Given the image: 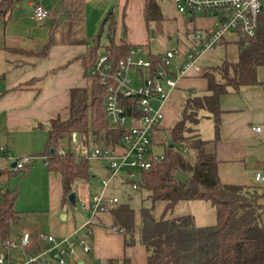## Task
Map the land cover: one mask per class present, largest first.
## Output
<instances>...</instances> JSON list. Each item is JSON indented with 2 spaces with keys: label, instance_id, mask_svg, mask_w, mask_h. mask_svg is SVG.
I'll return each mask as SVG.
<instances>
[{
  "label": "crops",
  "instance_id": "1",
  "mask_svg": "<svg viewBox=\"0 0 264 264\" xmlns=\"http://www.w3.org/2000/svg\"><path fill=\"white\" fill-rule=\"evenodd\" d=\"M157 2L162 20L148 26L145 20L147 0H84L82 19H69L62 7V0H16L15 7L0 19V147H5L13 157L43 155L51 121L57 118L67 120L72 90L87 88L91 82L90 70L85 65L86 57L94 47L108 13L112 12L116 20L115 43H126L131 49L142 48L139 54L147 56L142 58L135 52V58L151 61L166 51L179 50L180 58L169 71L172 76L178 75L179 67L186 60L193 44L195 33H206L216 25L219 18L227 15L221 10L181 15L173 0ZM35 5L42 6L48 12L45 20H35ZM155 35L166 37L162 43L166 50H162L160 43L151 40ZM104 36L106 43L102 41ZM240 42L236 33H227L221 44L203 51L194 66L179 77L177 87L170 92L163 108L164 120L155 135V150L157 146L165 144L166 137H170L169 133L181 118L187 98L207 94L204 71L225 62L235 64L239 61ZM107 43L105 31L101 44L105 47ZM101 50L98 54L105 55ZM133 72L136 73L135 78L132 76L135 84H139L142 82L140 76L147 79L151 71L141 68ZM257 77V86L243 88L221 98L223 113L218 140H215L214 120L207 112L200 113V121L195 129L202 139L210 142L206 150L219 161L220 181L225 185L257 189L262 195L259 204L264 206V183L255 181V175L264 172V66L258 69ZM253 127H261L262 132H254ZM43 162L45 165L44 159ZM10 166L7 156L0 154L1 169L9 171ZM4 179L2 174V182ZM43 179L51 197L49 222L44 227H50L51 233L48 234L58 238L72 235L76 240H85L92 251L85 254L80 248V263L100 264L109 259H128L130 264H147L146 248L141 245L126 248L123 235L110 232L108 227L111 223L106 224L102 214L98 215L90 228L85 224L77 227L70 212L65 215V219L57 218L56 211L64 203L60 177L48 172L47 178ZM87 183L92 185L91 181ZM120 185L122 183L117 179L111 191ZM161 204L162 217L158 218L153 213L156 220L191 215L198 227L216 223V211L208 222L198 224L187 202H180L174 208L176 210L183 204L184 214L177 217L173 216L174 210L164 214L166 203ZM261 222L264 227V213ZM22 230L32 232L33 252L44 248L45 245L39 240L43 232L35 237L33 230L23 228L17 229L16 234ZM79 233L83 236H79Z\"/></svg>",
  "mask_w": 264,
  "mask_h": 264
},
{
  "label": "trees",
  "instance_id": "2",
  "mask_svg": "<svg viewBox=\"0 0 264 264\" xmlns=\"http://www.w3.org/2000/svg\"><path fill=\"white\" fill-rule=\"evenodd\" d=\"M15 4L16 0H2L0 19ZM62 7L69 19L83 18L84 0H62ZM145 20L148 26L162 20L157 0H147ZM105 31L108 43L104 47L101 37ZM115 35L116 20L110 12L95 39L94 47L86 57L85 65L90 70L91 82L87 88L72 90L69 118L51 121L46 148L40 156L47 158L48 172L60 177L64 202H67L66 197L74 193L78 183L90 182L93 175L91 161L75 159L70 150L61 156L57 153L58 146L70 144L73 133H77L84 142L114 145L120 142L126 132L125 129L111 128L105 112L107 89L91 76L92 69L102 57L98 54L100 49H105V54L114 65L130 55L132 49L126 43L117 45ZM151 62L152 74L160 64L157 57ZM263 66L264 16L260 18L255 39L250 40L248 45L245 41L240 42L239 61L207 68L203 73L207 81V94L187 98L181 118L171 129L168 139L170 145L166 148L164 159L140 175L136 192L140 196L142 192L145 193L142 201L147 202V205L136 211L130 205L132 195L126 194L122 199L119 197L120 203L109 213L111 226L108 230L115 232L113 229L116 228L117 233L123 235L126 248L144 246L147 264H264V227L261 222L264 206L259 204L262 195L254 188L223 184L218 174L219 161L206 150L210 142L202 139L195 129L200 121V113L207 112L214 120L215 140H218L223 113L221 98L231 92L257 86V72ZM182 144L188 147L192 158L182 154ZM179 172L187 174L185 182L175 179ZM14 173L3 170L4 182ZM2 196L0 250L8 239L19 235L16 230L20 220L15 209L17 192L7 190ZM196 201L208 202L215 209L214 225L198 227L191 215L160 220L153 216L158 203H166L164 214H167L180 202ZM100 264H130V261L109 259Z\"/></svg>",
  "mask_w": 264,
  "mask_h": 264
},
{
  "label": "built area",
  "instance_id": "3",
  "mask_svg": "<svg viewBox=\"0 0 264 264\" xmlns=\"http://www.w3.org/2000/svg\"><path fill=\"white\" fill-rule=\"evenodd\" d=\"M181 15H195L210 11H225L226 16L219 18L216 25L206 33H195L193 44L189 49L186 60L179 67L178 75H169V71L180 58L177 49L166 51L158 55L160 66L139 85L132 77L134 69L146 68L151 71L152 62L135 58L134 51L118 65H114L103 55L91 71V76L98 79L106 87L107 96L105 112L112 129H125L126 132L119 143L114 145H96L84 142L77 133L71 135L70 144H61L57 153L65 156L70 150L75 159L96 161L107 168L108 179L100 181L102 192L94 194L88 201L82 202L79 209L89 214L88 228L95 217L109 214L120 203V198L112 194L115 181L122 185L129 184L134 191L139 189L140 175L149 171L155 163L164 159L165 153L155 150V135L159 132L164 120L163 108L170 92L177 87L179 77L196 62L198 56L205 50L214 49L222 43L229 32L236 33L240 41L247 42L255 39L260 18L264 16V0H173ZM48 12L40 5L34 7V18L43 21ZM128 102V104L124 103ZM256 133L262 132L261 127H253ZM168 137L165 144L167 147ZM182 154L192 158L193 154L187 146L180 147ZM0 154L6 155L11 164L9 171L19 173L32 166L39 157H13L5 147H0ZM47 165V158H43ZM14 164V166H12ZM2 169L0 167V183H2ZM257 183H264V172L255 175ZM5 190L0 187V195ZM113 231L117 232L116 228ZM39 240L45 245L38 252H33L32 232L24 230L3 243L0 250V264H68L78 263V247L85 254H90L91 246L83 239H75L68 235L58 238L51 234L41 233ZM84 264V263H81Z\"/></svg>",
  "mask_w": 264,
  "mask_h": 264
},
{
  "label": "rangeland",
  "instance_id": "4",
  "mask_svg": "<svg viewBox=\"0 0 264 264\" xmlns=\"http://www.w3.org/2000/svg\"><path fill=\"white\" fill-rule=\"evenodd\" d=\"M165 36L158 37L155 35L151 37V40H155L157 43H160L162 46V50H166L162 43H164L163 38ZM166 40V37H165ZM103 43H106V37L104 36L102 39ZM139 47H134L132 50L138 53V55L142 58H146L147 56L139 54ZM102 54H105L104 49L101 50ZM220 67V66H219ZM132 76H136V73L132 72ZM144 76V75H143ZM141 80L145 77L140 76ZM140 84V83H139ZM136 84V85H139ZM169 131V130H168ZM171 133V132H170ZM169 133V135H170ZM169 137V136H168ZM168 145H170V141L167 139ZM61 145V144H60ZM59 145V146H60ZM156 151L159 153H165L166 147L165 146H157ZM18 158V157H15ZM92 175L95 176L91 180L92 185L89 186L86 182H80L76 185L75 188V205H72L69 202V196L67 198V202H64L61 205V209H57L56 217L60 218L63 215H67L68 212L72 213L75 219V223L77 227H80L82 224H86L90 217L89 214L82 212L79 207L82 202L87 201L90 197L94 194L101 193L103 188L100 183V179H108L109 173L106 167H102L100 163L96 161L90 162ZM48 172L44 165L43 159L40 157L37 162L34 163V166H30L29 168L19 172L14 173L8 177V180L5 182L0 183V187L5 190L11 192H17V200L15 203V209L20 215V220L17 229L28 228L33 230L35 233V237L39 235V232H43L45 234L51 233L50 227H44L48 225L49 222V213H50V193L48 192L47 183L43 181V178H47ZM114 194L117 196L122 197L126 194H131L133 200L130 202V205L136 211L140 210L142 206H146L147 202H143L142 198H144L145 193L142 192L141 196L139 193L132 189V186L129 184L120 185L118 189L113 190ZM3 196L0 195V202L2 201ZM190 207V212H194L195 216L197 217L198 224L202 222H208L213 215H215V209L210 205L208 202H187ZM187 205V204H186ZM183 206V204H182ZM182 206H179L174 210L173 216H182L184 214ZM162 204L158 203L155 206L153 211L154 215L158 218L162 217ZM48 212V215H47ZM204 214V217L202 215ZM103 218H106V224L111 223L110 214H102ZM110 217V218H109ZM202 219V220H201ZM40 226V227H39ZM111 226V224H110ZM24 230L21 231V233ZM79 236H83L79 233ZM78 252L81 253V249L78 247ZM82 257H86L82 255ZM88 260V259H87Z\"/></svg>",
  "mask_w": 264,
  "mask_h": 264
},
{
  "label": "water",
  "instance_id": "5",
  "mask_svg": "<svg viewBox=\"0 0 264 264\" xmlns=\"http://www.w3.org/2000/svg\"><path fill=\"white\" fill-rule=\"evenodd\" d=\"M171 147L173 148V145H171ZM52 152H53V151H52ZM12 166H14V164H13ZM187 178H188V176H187V174L184 173V172H179V173L176 175V177H175V179H176L177 181H180V182H185V181L187 180ZM75 200H76V195H75V193H72V194L69 196V201H70V203H71L72 205H75ZM61 218H62V219H65V215H63ZM53 264H57V263H56V262H53Z\"/></svg>",
  "mask_w": 264,
  "mask_h": 264
}]
</instances>
